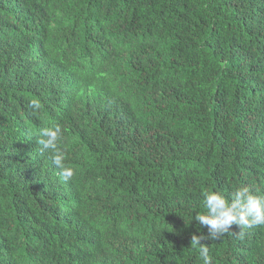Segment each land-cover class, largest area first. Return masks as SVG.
<instances>
[{
  "label": "trees",
  "instance_id": "1",
  "mask_svg": "<svg viewBox=\"0 0 264 264\" xmlns=\"http://www.w3.org/2000/svg\"><path fill=\"white\" fill-rule=\"evenodd\" d=\"M243 187L264 197V0H0V264H203L192 234L264 264V226L195 221Z\"/></svg>",
  "mask_w": 264,
  "mask_h": 264
},
{
  "label": "clouds",
  "instance_id": "2",
  "mask_svg": "<svg viewBox=\"0 0 264 264\" xmlns=\"http://www.w3.org/2000/svg\"><path fill=\"white\" fill-rule=\"evenodd\" d=\"M28 106L34 111L41 108L40 102L36 99L31 100ZM39 135L37 144L42 152L47 151L52 154V163L60 169L59 175L62 181H70L74 171L65 166L66 156L58 147V141L62 138L61 126L43 128ZM202 196L203 205L207 211L206 214H197L195 221L200 227H207L209 240L220 239L224 234L229 233L234 225L240 229L239 232L234 233L239 239L245 237V230L264 226V197L252 194L247 187L238 189L233 194L231 202L220 194L208 190H204ZM203 239H205L203 236L192 234L190 246L198 248L203 264H212L208 247L201 243Z\"/></svg>",
  "mask_w": 264,
  "mask_h": 264
}]
</instances>
